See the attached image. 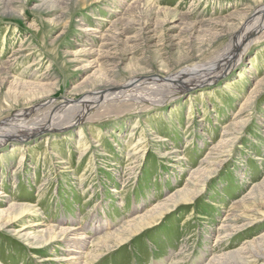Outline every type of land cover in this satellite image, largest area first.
Listing matches in <instances>:
<instances>
[{"label":"rangeland","instance_id":"obj_1","mask_svg":"<svg viewBox=\"0 0 264 264\" xmlns=\"http://www.w3.org/2000/svg\"><path fill=\"white\" fill-rule=\"evenodd\" d=\"M261 7L0 0V127L25 115L26 134L71 101L79 110V124L26 141L0 133V264H65L72 254L59 228L79 227L91 238L86 251L98 250L109 232L183 190L189 201L90 264H264V22L252 19ZM247 22L243 55L214 82L173 98L162 86L103 103L105 93L88 110L80 102L132 78L212 65Z\"/></svg>","mask_w":264,"mask_h":264},{"label":"bare ground","instance_id":"obj_2","mask_svg":"<svg viewBox=\"0 0 264 264\" xmlns=\"http://www.w3.org/2000/svg\"><path fill=\"white\" fill-rule=\"evenodd\" d=\"M252 16H253L252 17L253 22L255 23L257 21L258 22L260 21L261 23L264 22V7L259 8V10L254 12ZM247 24L248 22L245 25H242L239 28V30L231 37L232 40H230L228 46L219 55H217L212 65L204 64L198 69H194V68L193 70L188 69L187 71H183L180 74L168 76L167 78H164V79H157L155 76H152V77L142 76L141 79L132 78L121 86L120 85L110 86V87H107L99 91H89L87 93H90V94L84 95L80 102L88 103L89 105L85 108V110H88V109L95 108L91 105V103L94 102L95 98L99 97V95L101 96L105 93L106 95L102 97V99H99L101 102L103 101V103L104 101H107L109 99H113L117 97L122 98L124 94H126L127 91L134 92L136 89V92L138 93L139 91H143L144 89H150V90L152 89L153 90L152 93H155V90H157L158 88L162 86H166L167 88L171 89L169 93V97L173 98V97H177L185 93V89H192L197 86L199 87L200 84H201L200 86H202V85L208 84V82H214L216 78L222 73V71L225 72L226 70L230 69V67L232 66L233 60L237 61V59H239L241 55H243L244 50H245V44H246V42L244 41L247 40L245 36L247 30H244V29L242 30V28H244ZM246 28H248V26H246ZM214 67H217V69H215ZM181 85H183V87ZM138 87H139V90H137ZM69 104L71 105L65 108L64 112H62L63 111L62 109L61 110L57 109L55 110L53 115L51 116L47 115L46 117L43 118V120L40 121V123H34L33 126H35V128L32 127V129H27L26 134L18 133L21 130H26V129H23V126H25V124L22 125L23 121L21 120L22 117H24L25 115H20V114L17 117L11 119L8 123L7 122L4 123L6 127L5 126L0 127V133L9 134V135H6L7 137H5L7 138V141L12 139V141L22 142V141H26L30 139L35 134H39V133L46 132V131H51L57 125H60V123L61 124L65 123V124L59 126V129H63V128L66 129L70 127L71 125H76L77 123L79 124L78 118L76 117V113L77 111H79L78 106H72V101ZM8 124L10 125L12 124L14 127H16V130L14 128L12 129L11 127L13 126L10 127L8 126ZM2 137L4 136L2 135ZM4 142H5V139H0V144ZM190 193L187 192L186 190L177 192L176 195L172 196L171 198H168L166 203L159 205V207L155 208L154 210H151L152 212H150L149 215L147 214L145 216H137L135 218H132L131 220L124 222L118 228V230H114L111 233L109 232L107 236L103 237L102 241L100 242L101 245L98 246V248L100 249L98 250L99 251L102 250L103 252H106V251L108 252L109 250L112 249V252H114L115 250L120 249V247H117L116 249L113 248V245L119 244L122 246L125 243L132 241V238L135 235L146 232L149 228H146L145 226L151 224V221L154 219V216L161 217L163 212L166 211L168 208H170V206L174 207L178 205V203L180 202L189 201L188 199H191V196H192V195L191 196L189 195ZM9 224L10 223L8 222L4 223V225H9ZM99 228H100V225L96 223L93 229L97 230ZM52 229L45 231V234L47 233L51 234V232L54 233L55 229L54 228ZM59 229L60 230L58 234L61 236H64L62 237L61 240L64 242V244H66L65 246L68 249H70L68 250L70 251L69 254H72V256L65 257L64 259V261L66 262L65 264H81L82 261H84L83 264H90V263L97 261L100 258L97 249L94 248L90 252L86 251L85 246H87L86 244L90 242L91 238L84 236L83 235L84 233L80 232L79 227H71V228L64 229V230L63 228H59ZM24 235L30 238V234H27V235L24 234ZM35 237L37 238L38 236L36 235ZM51 238H55V237H51ZM92 252H94L93 253L94 255H92ZM89 260H92V261H89ZM181 260L182 258L178 257L176 258V261L175 260L173 261V263H178ZM204 264H221V263L219 259L211 258L207 260V262Z\"/></svg>","mask_w":264,"mask_h":264}]
</instances>
